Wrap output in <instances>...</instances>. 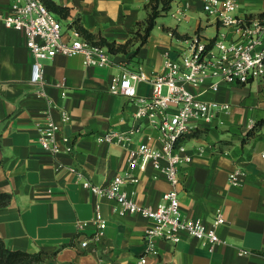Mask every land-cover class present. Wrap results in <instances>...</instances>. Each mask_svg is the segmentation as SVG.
I'll list each match as a JSON object with an SVG mask.
<instances>
[{"label":"crops","instance_id":"1","mask_svg":"<svg viewBox=\"0 0 264 264\" xmlns=\"http://www.w3.org/2000/svg\"><path fill=\"white\" fill-rule=\"evenodd\" d=\"M11 1L0 0V12L5 13ZM49 1L68 9L66 17L58 15L66 33L76 21L94 37L120 45L133 39L131 31L145 19L148 0ZM203 2L171 0L146 42L136 50L138 40H131L125 52L110 54L108 66H86L80 55L42 60L41 85L30 83L32 55L23 33L0 22V193L11 196L0 208V239L7 249L42 251L46 264H134L142 255L144 264H264V122L243 143L248 131L264 121L260 81L245 85L218 81L216 91L209 88L211 79L198 87L187 85L199 100L229 106L209 123L191 121L189 133L198 135L182 140L190 161L180 166L177 186L185 221L198 219L211 227L220 212L224 222L215 228L219 242L203 243L183 231L177 243L147 238L153 221L120 215L114 200L83 188L70 170L81 171L89 182L102 186L130 172L138 182L124 185L127 194L141 206L160 202L170 188L164 173L152 164L143 171H130L128 166L129 149L163 145L158 115L135 117L140 100L149 101L151 85L136 83V98L126 99L110 92L111 78L127 69L160 73L164 58L188 53L194 36L216 37L223 29L205 15ZM237 4L240 17L264 13V0ZM57 83L64 85L65 97ZM41 89L44 97L37 94ZM59 109L68 114L67 122H61ZM49 115L60 135L70 138L69 152L53 155L40 146L36 123ZM130 130L128 146L95 140L107 131ZM235 168L244 174L241 184L233 187L228 175ZM100 222L105 228L97 236Z\"/></svg>","mask_w":264,"mask_h":264},{"label":"built area","instance_id":"2","mask_svg":"<svg viewBox=\"0 0 264 264\" xmlns=\"http://www.w3.org/2000/svg\"><path fill=\"white\" fill-rule=\"evenodd\" d=\"M237 8V0H204L203 12L223 29L216 37L204 39L194 36L188 53L178 59L164 58L160 73L147 75L141 68L127 69L111 78L110 92L126 99L136 98V83L148 82L151 85L152 95L147 102L140 100L135 117L142 118L148 113L158 115L156 127L163 145L155 149L139 144L129 149L128 166L130 171L135 168L143 171L152 164L164 173L170 188L162 194L157 205H138L127 194L124 185L138 182L130 172L117 175L102 186L92 184L81 171L70 168L81 179L83 188L114 200L120 215L136 214L153 221L154 227L145 233L147 238L157 237L177 243L183 231L203 243L220 241L215 233V228L224 222L220 212L217 211L211 227L198 219L185 221L179 210L177 186L180 183V166L190 161L182 138L191 131V121L209 123L218 112L229 108L228 105L199 100L187 85L198 87L211 79L214 82L209 88L216 91L218 81L241 85L260 81L264 91V13L240 17L236 14ZM0 22L6 28L23 33L25 45L32 55L30 83L33 85L42 84L41 61L57 55H80L86 66L105 67L111 63L106 47L86 39L73 24L66 33L59 17L49 11L42 0H12L7 11L0 12ZM55 86L61 90V97H65L64 85L57 83ZM37 94L45 96L42 89ZM48 105L51 106L49 102ZM58 112L61 122L69 120L63 109ZM36 128L39 144L44 150L53 155L71 150L70 138L60 135V127L50 115L37 122ZM132 133L131 130L121 133L107 131L97 135L95 140L128 146ZM162 161H165L164 166ZM243 174L239 168L233 169L228 175L229 184L239 186ZM104 228V222L98 223L96 235H101ZM85 244L86 241L81 243L82 246ZM144 259L145 255L139 256L134 264H144Z\"/></svg>","mask_w":264,"mask_h":264},{"label":"trees","instance_id":"3","mask_svg":"<svg viewBox=\"0 0 264 264\" xmlns=\"http://www.w3.org/2000/svg\"><path fill=\"white\" fill-rule=\"evenodd\" d=\"M45 4L46 8L56 14L57 16L66 17L68 13V9L64 7H60L54 4L52 1L49 0H42ZM171 0H148L147 3L144 5V9L146 11V17L143 21L137 24V29L131 31L132 38L138 40V45L136 50L140 46H142L149 36L151 30L155 26L156 19L167 13L170 9ZM73 25L77 27L80 33L89 41H92L94 44L104 46L107 48L109 54H114L118 52H125L128 43L133 40L127 41L125 44L117 45L115 42H109L104 38H96L92 34L86 32L76 21L73 22ZM175 34V33H173ZM264 121H258L247 133L245 143L247 140L253 138L257 132L259 131V126ZM198 135L197 132H191L185 135L184 138H190ZM11 201V196L6 193H0V208L6 207ZM42 251L37 253H27L20 250H9L5 247L3 241L0 239V264H46L42 259Z\"/></svg>","mask_w":264,"mask_h":264},{"label":"rangeland","instance_id":"4","mask_svg":"<svg viewBox=\"0 0 264 264\" xmlns=\"http://www.w3.org/2000/svg\"><path fill=\"white\" fill-rule=\"evenodd\" d=\"M164 93H165V90H164Z\"/></svg>","mask_w":264,"mask_h":264}]
</instances>
